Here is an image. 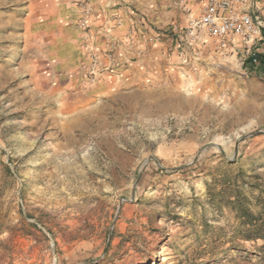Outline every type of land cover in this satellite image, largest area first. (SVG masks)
Segmentation results:
<instances>
[{
    "label": "rangeland",
    "instance_id": "1",
    "mask_svg": "<svg viewBox=\"0 0 264 264\" xmlns=\"http://www.w3.org/2000/svg\"><path fill=\"white\" fill-rule=\"evenodd\" d=\"M89 8L0 0V264H264V61L179 20L174 67L104 92Z\"/></svg>",
    "mask_w": 264,
    "mask_h": 264
},
{
    "label": "crops",
    "instance_id": "2",
    "mask_svg": "<svg viewBox=\"0 0 264 264\" xmlns=\"http://www.w3.org/2000/svg\"><path fill=\"white\" fill-rule=\"evenodd\" d=\"M86 1L90 8L85 18L95 36L90 46L97 56V68L113 81L101 86V91H137L158 63L164 68L177 64L179 55L175 50L167 53L173 46L164 34L169 24L185 20L175 0ZM184 1L192 7L196 4L195 0ZM258 12L264 19V0L258 3Z\"/></svg>",
    "mask_w": 264,
    "mask_h": 264
},
{
    "label": "built area",
    "instance_id": "3",
    "mask_svg": "<svg viewBox=\"0 0 264 264\" xmlns=\"http://www.w3.org/2000/svg\"><path fill=\"white\" fill-rule=\"evenodd\" d=\"M175 2L185 20L172 28L175 33L187 37L191 45L213 44L218 49H227L235 46L233 39L238 37L245 52L244 60L258 63L256 52L250 47L262 39L263 22L258 13L260 0H195L193 7L184 0Z\"/></svg>",
    "mask_w": 264,
    "mask_h": 264
},
{
    "label": "trees",
    "instance_id": "4",
    "mask_svg": "<svg viewBox=\"0 0 264 264\" xmlns=\"http://www.w3.org/2000/svg\"><path fill=\"white\" fill-rule=\"evenodd\" d=\"M256 55V58L258 59V63L259 64H262L263 61H264V58L262 55H259V54H255ZM249 64L252 65V62H251V59H247L246 60ZM236 203H238V206H239V210H241V212L243 213V216H245L247 218V223L246 224H250L251 226H254L252 225L253 222H254V215L250 212V209H249V203H242V201L238 200L236 201ZM261 204H264V202H260ZM256 229H259V228H256ZM247 232H250V230H248ZM258 234V233H257ZM258 235H252V238H257ZM246 239H249L251 238V235H246V237H244Z\"/></svg>",
    "mask_w": 264,
    "mask_h": 264
},
{
    "label": "bare ground",
    "instance_id": "5",
    "mask_svg": "<svg viewBox=\"0 0 264 264\" xmlns=\"http://www.w3.org/2000/svg\"><path fill=\"white\" fill-rule=\"evenodd\" d=\"M160 255L164 257L166 255V248L162 247L160 250Z\"/></svg>",
    "mask_w": 264,
    "mask_h": 264
}]
</instances>
